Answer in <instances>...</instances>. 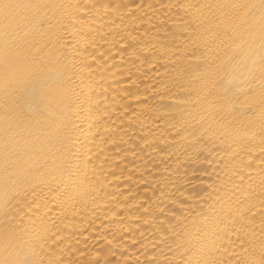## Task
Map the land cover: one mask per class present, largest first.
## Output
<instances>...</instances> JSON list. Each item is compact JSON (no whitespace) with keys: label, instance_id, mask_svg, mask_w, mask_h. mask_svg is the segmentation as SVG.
<instances>
[{"label":"bare ground","instance_id":"6f19581e","mask_svg":"<svg viewBox=\"0 0 264 264\" xmlns=\"http://www.w3.org/2000/svg\"><path fill=\"white\" fill-rule=\"evenodd\" d=\"M0 264H264V0H0Z\"/></svg>","mask_w":264,"mask_h":264}]
</instances>
